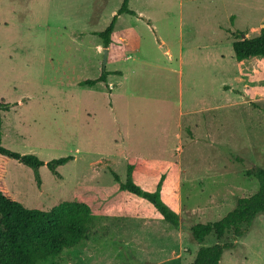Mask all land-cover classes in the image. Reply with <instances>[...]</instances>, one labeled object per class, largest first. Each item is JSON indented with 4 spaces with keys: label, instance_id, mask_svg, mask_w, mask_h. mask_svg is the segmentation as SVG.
<instances>
[{
    "label": "rangeland",
    "instance_id": "1",
    "mask_svg": "<svg viewBox=\"0 0 264 264\" xmlns=\"http://www.w3.org/2000/svg\"><path fill=\"white\" fill-rule=\"evenodd\" d=\"M123 1L0 0V99L11 103L2 145L46 161L73 156L61 177L41 167L38 186L31 168L0 155L5 185L28 208L75 201L97 216L57 255L22 241L34 255L16 264H191L201 245L190 226L259 189L264 57L239 61L233 43L260 34L264 0H130L137 14L119 16L105 47L99 32ZM102 67L105 84L82 85ZM129 170L143 190L163 180L178 226L121 189ZM217 242L211 234L204 245ZM221 242L233 244L221 264H264V215Z\"/></svg>",
    "mask_w": 264,
    "mask_h": 264
},
{
    "label": "trees",
    "instance_id": "2",
    "mask_svg": "<svg viewBox=\"0 0 264 264\" xmlns=\"http://www.w3.org/2000/svg\"><path fill=\"white\" fill-rule=\"evenodd\" d=\"M129 1H123L107 28L99 32L105 47L112 42V34L119 16L124 13L137 14L130 9ZM237 35L233 48L239 61L264 57V27L260 34L253 38L243 37V32ZM109 74L110 72L102 67L98 76L85 78L81 83L89 87L105 84ZM10 108L11 103L8 100L0 99V155L2 161L12 159L31 168L38 186L42 183L41 167H47L55 176L61 177L58 168L73 160V156L68 155L46 161L35 154H22L2 145V112L9 111ZM2 164L0 163V264H16L18 255L31 253L29 248H21L22 241H31L37 251L57 255L82 241L95 226L97 216L89 205L84 203L64 201L50 210L26 207L12 196L5 185V172ZM113 174L119 180V176L116 173ZM252 174L259 182V189L256 193L238 198L234 209L221 219L206 223L198 222L190 226L189 231L192 237L201 245L191 264H221L225 250L233 245L221 242V240L227 235L241 237L244 234L245 225H252L259 214L264 215V168L256 167ZM120 187L128 193L143 197L165 220L175 226L179 225L177 212L171 209L162 198L163 180L158 183L156 190H143L134 181L132 171L129 170L126 181L122 182ZM211 234L216 236L218 242L213 245H204Z\"/></svg>",
    "mask_w": 264,
    "mask_h": 264
},
{
    "label": "water",
    "instance_id": "3",
    "mask_svg": "<svg viewBox=\"0 0 264 264\" xmlns=\"http://www.w3.org/2000/svg\"><path fill=\"white\" fill-rule=\"evenodd\" d=\"M107 54H108V48H105V55H107ZM105 62H106V58H105Z\"/></svg>",
    "mask_w": 264,
    "mask_h": 264
}]
</instances>
